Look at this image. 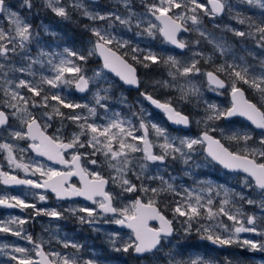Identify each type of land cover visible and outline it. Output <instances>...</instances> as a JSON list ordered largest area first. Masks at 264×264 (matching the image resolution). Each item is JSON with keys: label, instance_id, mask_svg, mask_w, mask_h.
I'll return each mask as SVG.
<instances>
[{"label": "snow or ice", "instance_id": "1", "mask_svg": "<svg viewBox=\"0 0 264 264\" xmlns=\"http://www.w3.org/2000/svg\"><path fill=\"white\" fill-rule=\"evenodd\" d=\"M96 3L98 0H92V5ZM117 3L128 11V15L122 16L118 11H96L92 5L86 4L85 0H42L39 5L42 10H50L64 20H71L75 12L89 21L109 22L105 28L84 26L95 37L91 42L92 46L84 53L68 47H64L62 52L44 50L40 47V32L34 29L28 18L33 9L38 7L35 0H20L19 8L25 11L14 10L7 0H0V19L7 21V26L0 23V92L3 94L0 99V129H3L12 140L28 141L27 149H31L37 156L46 157L54 164L63 165L65 169L58 170L39 162H24L23 155L17 158L15 153L17 151L24 153L27 149L6 140L0 143V152L5 153L4 158L9 167L23 171L25 176L39 174L41 180L22 179L0 170V183L27 185L34 189H43L45 192L50 190L61 200L83 197L90 201L95 207L68 208L65 211L75 216L80 224L94 226L104 222L130 229L134 239L130 238L121 244H117L118 233L109 235L110 243L117 252H128L132 249L134 253L144 256L163 251L170 245V238L175 232L173 220L179 217L185 218L180 221L185 234L190 233L195 224L198 225L196 231L202 233L201 238L209 240L212 244L228 246L239 243L250 251L264 252V239L240 240L241 233H253L264 238V228L257 225L255 215H247L242 206H237L234 199L238 198L248 205L258 206L264 212V57L259 59L257 66L248 64L243 56L233 55L231 62L225 60L222 64L214 65L213 70H207L199 67L200 59L195 57L202 58L205 64H208L213 59L211 55L204 56L202 52L192 50L193 58L182 63L172 55L164 58L151 49H144L138 45L130 46L129 41L118 39L109 31L116 22L131 31L135 21L134 27L138 29L136 35L146 34L147 37L154 39L158 33L167 43L181 50L189 48V45L199 44L200 41L178 38L179 34L196 33L224 56L231 51V47L222 39L217 40L203 27V16L215 20L226 8L230 10L227 0H207V4L200 0H153L151 3L142 0L146 12L141 15L132 10L131 0H117ZM247 3L264 12V0H247ZM235 18L239 24L247 26V31L228 30L236 37L255 41V46L264 50V18L256 21L251 16L241 18L239 14ZM42 28L46 34L56 35L49 33L46 26ZM33 44L39 49L35 56L32 55L30 47ZM113 44L115 48L112 47ZM122 48H130V53L121 54L119 49ZM130 54L131 60L145 68L150 67V64L160 63L168 66L170 69L168 75L172 81H176L178 77L187 79L204 76L210 90L216 91L218 95L223 94L219 90H229L230 106L221 108L216 104H207L205 117L196 122L203 123L205 127L196 137L172 136L166 128L149 121L142 106L139 112H132V117L138 123L131 118L122 117L119 112H111L106 101L112 99L113 84L103 70H96L92 76H87L83 64L87 63L89 57L99 55L103 60V69L114 73L125 85L139 88L140 81L136 68L125 59ZM16 58H19V64L13 63ZM76 61L82 64H77ZM46 65L52 75H45L41 71ZM16 73L20 76L14 75ZM221 75L227 79H222ZM22 76L31 79L21 78ZM155 83L166 88L176 87L167 80ZM240 83L248 85L258 95L259 104L246 98L245 91L238 86ZM90 85H97L92 92L94 101L92 104L73 102L61 92L48 91L74 86L78 92L84 93L90 90ZM21 89H26L31 96L26 95ZM178 91L180 99L188 102L189 96L198 95L200 89L191 79H187V84L179 85ZM140 95L165 113L173 124L186 128L190 125L189 117L178 111L171 100L160 101L143 91ZM121 103H126V97L122 98ZM61 108L72 111L66 114ZM37 109L50 110L37 112ZM77 109L86 110L87 115L76 112ZM99 109H103L102 115L99 114ZM236 116L246 118L255 129L260 130V133L254 138L251 131H233L226 136L227 140L237 145L236 150H233L212 134L218 130L212 124ZM54 118L61 120V127L56 128L53 134H48V129L52 127L49 121ZM90 118H98L104 122L97 123L96 119ZM65 119L72 121L79 128L78 132H73L67 139L62 134ZM12 120L18 121L20 127H13L10 124ZM219 131L224 137V130ZM138 132L141 134L137 135ZM152 134L158 142L150 138ZM250 141L252 143H249ZM84 148L91 149V152H81L80 149ZM156 148L160 151H154ZM200 149H203L211 161L225 169L246 173L251 179H244L243 187L254 190L255 195L246 197L242 192L237 193L223 186L214 188L206 182H201L203 186L198 191L188 188L178 190L170 182V179H173L170 174L169 179H165L163 174H148L149 165L152 164L162 165L166 171V161L169 159L189 165ZM69 150H73L70 153V160L64 155ZM137 153L142 155H134ZM83 160L94 167L90 170L82 163ZM105 165L114 173L107 178L95 170V167ZM72 176L79 177V187L69 183ZM145 181H159V185L152 187ZM110 182L119 188V192L105 190ZM214 191L216 196L223 193L218 205H214L212 197ZM205 192L207 197L201 194ZM125 194L137 195L123 207L114 206L113 201L124 197ZM165 194L181 197L174 202L173 219H168L159 207L160 198ZM46 199V195H38L39 201ZM0 205L8 208H31L35 216L45 215L61 219L64 215L55 209L37 208L35 204L18 196H0ZM109 215L111 219L105 220L104 217ZM221 216L232 221V225L229 227L217 219ZM153 220L158 221L159 227L149 226V221ZM202 220L216 223L204 224L201 223ZM28 222V218L21 217L0 222V233L25 239L32 245L29 249L6 243L0 244V253L7 255L15 264H100L97 258L84 259L80 255L84 245L67 238L58 240V243H61L64 249H74L73 254L57 250L46 251L43 240L38 241L32 235L25 234L23 225ZM12 225L16 227L13 228ZM93 231L98 229L93 227ZM166 255L169 256L168 264H217V261L203 257L185 261L176 259L171 252ZM226 264H232V261L226 260Z\"/></svg>", "mask_w": 264, "mask_h": 264}, {"label": "rangeland", "instance_id": "2", "mask_svg": "<svg viewBox=\"0 0 264 264\" xmlns=\"http://www.w3.org/2000/svg\"><path fill=\"white\" fill-rule=\"evenodd\" d=\"M8 4L12 6L14 10L19 11H25L19 8L20 0H7ZM149 3L153 2V0H148ZM200 2L207 4V0H200ZM35 3L37 4V8L33 9L32 14L28 16L29 20L32 22L33 27L36 31L40 32V47H42L44 50L52 52H62L64 47H68L70 49L75 50L72 48L68 43V38H64V32L65 29L69 28L68 20H64L60 17H57L54 13H52L50 10H42L39 5L42 3V0H35ZM86 4L92 5V2L85 0ZM227 4L230 6L229 8H226V11L217 16L215 20H210L207 16H203V13H201V16H203V27L212 34L213 37H215L217 40H223L227 45L231 47V51L227 53L224 56H221L220 52L215 50L213 45L210 44L206 39L199 37L196 33H190L189 35H182L181 38L186 40H199L200 43L196 45H189V48L184 53L178 54L175 52L173 47L167 43L164 39L161 38V36L157 33L156 37L150 38L147 37L146 34L142 35H136V32L138 29L134 27L135 21H133V28L131 31H129L126 27L119 25L118 22L114 24L112 28L109 29L114 35L117 36L118 39L121 40H127L130 42V46H136L138 45L141 48L144 49H151L152 51L158 53L160 56L166 58L169 55L177 57L179 60H181L182 63L188 62L190 59H192V50L200 51L204 54V56L211 55L213 57L212 61L208 64H205L204 60L200 57H195L196 59H200V65L202 69L207 70H213L214 65H219L224 63L225 60H228L231 62L233 55L240 57L243 56L245 58V61L250 65H257L259 63V59L261 57H264V50L257 48L255 46V41L251 39L246 38H240L233 35L231 31L228 29H236L241 31H247L246 25H241L237 22V19L235 18L237 14L240 15L241 18L245 16H251L254 20L259 21L262 18H264V12L258 7H255L253 5H249L247 3V0H227ZM92 8L96 11L101 12H108V11H118L120 15L126 16L128 15V11L120 4L117 3V0H98V3L92 5ZM131 8L132 10L137 14L141 15L146 12V9L142 3V0H131ZM81 16L78 13L72 14V19H78ZM71 19V20H72ZM89 21V20H88ZM0 23H3L5 26H7V21H4L0 19ZM108 21H89L88 25L90 27H100L105 28L108 25ZM217 25L219 27H217ZM42 26H46L49 33H56L55 36L46 34L43 31ZM84 28V27H83ZM95 40V37L91 36L88 39L89 47L92 46L91 42ZM115 45V44H113ZM32 49V55L35 56L38 52V47L36 44H33L30 46ZM113 47V46H112ZM121 50L130 52V48H122ZM77 51V50H76ZM81 52V51H80ZM86 53V52H85ZM178 55V56H177ZM13 63L19 64V58H16ZM77 64H82L80 61H76ZM38 67V66H37ZM84 72L87 76H92L93 72L96 70H103L105 76L108 78V80L113 84L112 89V99L110 101H106V103L109 105V108L111 109V112H119L121 113L122 117L131 118L134 120V122L138 123V121H135V118L132 117V112H139L141 106L146 110V118L156 123L164 128H166L169 133L172 136H177L176 134L172 133L167 126L162 125L154 121L153 113L146 105V101L143 97H135L133 100L130 98L129 92L120 84V82L111 74L106 72L103 69V66L101 62L99 61L97 55L94 56V58L89 57L86 64H83ZM154 68L157 70V72L160 73L158 76H154V74L151 75L152 69ZM141 69H143L145 77H143V81L145 83V86L147 90L153 94V95H161L163 99L165 100H171L172 103H174L178 96V109L185 111L187 114H189L191 118V128L186 131H178V136H192L196 137L199 136L200 133L204 130L205 125L203 123L197 124L196 122L198 120H202L205 117V109L207 107V104H216L220 106L221 108H227L230 106V98H229V90H219L222 92V95H218L216 91L210 90V86L204 76H195L190 77L187 79H191L193 83L200 89L198 95L189 96L188 102H185L184 100L180 99V93L178 91L179 85H186L187 79L183 77H178V83L176 81H172L171 77L168 75L169 67L166 65H163L162 63L155 65H151L148 68H145L141 65ZM41 71L44 72L45 75H52V73L49 71L48 66L46 65L44 69H41ZM13 75V74H10ZM16 76H20L19 73L14 74ZM21 78L25 79H31L27 76H22ZM227 79V77H225ZM170 81L172 84L176 85V87H161L160 85L156 84V81ZM107 86V85H105ZM238 86L244 87L246 90H248L252 96L254 97V101L256 103H260L259 97L256 93L253 92L251 88L248 87V85H245L243 83H240ZM47 87V86H45ZM97 85H91V89L89 93L85 96H77L75 93L74 86L61 88V89H48L50 92H61V94L64 97H67L69 100L73 102L78 103H94L92 99V92L96 89ZM22 92L25 94L27 93L26 89H21ZM164 93L168 94L164 96ZM26 95L31 96V93H27ZM3 94L0 92V99H2ZM126 97V103H121L122 98ZM38 99V98H37ZM50 103H55L54 101H50ZM50 109H37V112H44L49 111ZM63 112L66 114H70L72 110L70 109H64L61 108ZM76 112H79L83 115H87L86 110L83 109H77ZM99 114H103V109L98 110ZM109 113V115L111 114ZM90 119H96L97 123H103L104 121L98 119V118H90ZM60 120L59 118H54L52 121H49V123L52 125L51 128L48 130H54L58 127H61L57 125V121ZM66 121L63 130L62 131H68L70 132V135L73 132H78L79 128L76 126L75 123L69 120ZM71 124L72 128L67 127V125ZM13 127H20L19 122L13 120L12 124ZM213 127H216L218 130L214 132L217 137H219L226 146H229L231 149L236 150L237 145L235 142H231L227 140L226 136L231 134L233 131H251L254 138L259 136L258 131H256L252 126H250L248 123L241 121V120H232V121H226L225 119H221L219 121H216L212 124ZM219 129L224 130V137L221 136V133ZM141 133H137V135H140ZM7 135V133H6ZM82 139H86V137H82ZM151 139L153 141H156V137L154 134L151 135ZM7 140L9 143H13L18 145L21 148H24L21 145V141H15L12 140L10 137H4L0 138V143H3ZM249 143H252L251 141ZM85 152H91V149L84 148ZM158 151L159 148H156ZM19 152V151H18ZM17 156V153H15ZM136 156H140L142 154H134ZM102 160V157H90ZM32 162H39L42 163L48 167H50L47 163L44 161L33 159L30 161ZM167 169L165 171L164 166L162 165H156L152 164L149 165L148 174L150 175H157V174H163L165 176V179H169V174L173 179H170V182L173 183V185L178 189L182 190L184 188H188L190 190H199L203 185L201 182L210 183L214 188H217V186H223L226 188H229L237 193H243L246 197H253L255 195L254 190H249L243 187V181L244 179H251L250 177H247L246 175L241 174H232L225 172L221 167H219L217 164L212 162L204 153L203 149H200L193 157V160L190 162L189 165H184L181 161H173L169 159L166 161ZM199 165V166H197ZM87 167L91 170L94 166L88 165ZM96 171L101 172L103 175H110L114 174L112 173V170H110L106 165L105 166H97L95 167ZM139 169H137L138 171ZM135 180V178L133 177ZM146 183L150 184L152 187H157L159 185V181H145ZM111 191L112 193L119 192V188H117L115 185L111 183ZM43 194L42 192H33V194ZM205 197H207V193H201ZM137 194H125L124 197H121L117 199L120 203V207H123L125 204L130 203L132 198ZM174 195V194H171ZM212 197L214 200V205H218L219 201L223 198V193L221 192L220 196L215 195V191L212 193ZM181 197L178 196V200ZM237 206H242V210L247 215H255L257 217V225L261 228H264V212L261 211V209L258 206H252L244 203L243 201H240L238 198H234ZM38 200V198H37ZM39 201V200H38ZM42 203H48L44 201H39V206H36L37 208H44V209H55L53 207L49 206H41ZM81 207L78 204H73L69 206L68 208H77ZM57 210V209H55ZM60 211V210H58ZM81 215V214H78ZM13 217H21V218H28L29 222L25 225H23V228L25 230V234L32 235L33 229H40L44 230L45 232H48V235H40L38 234L39 240L49 242L47 239H43V237L49 236L51 241L58 242V240L67 238L71 241L72 238H68L67 236V230L64 227L70 226L71 221L68 220H77L75 216L72 214H64L63 218L61 219H55L51 218L45 215H39L35 216L33 214H18V213H11L8 212V214H0V222H5L10 220ZM72 217V218H71ZM71 218V219H70ZM111 219L110 217H106V220ZM173 219V218H171ZM218 220L222 221L225 225H228L229 227L232 225V221H229L227 217H218ZM184 220V217H179L175 220H173L175 224V234L173 237L170 238V245L166 246L163 251H160L158 253H155V255L150 254L149 257L141 260L139 263L134 262V264H168L169 256L166 255V253H173L176 256V259L178 260H185L183 257L188 258V255L185 254L182 250V245L185 243V240L191 237L192 235L195 236L194 242L198 244L200 247H203L206 241L209 243L210 241L207 239H202V233L196 231V228L188 234H185L184 227L180 223V221ZM201 223L204 224H215L216 221H208V220H202ZM13 228H15V225H12ZM32 228V229H31ZM96 229L100 231L103 235L106 236L108 241L110 242L109 235L112 233H118L119 236L117 238V244H121L123 242H127L130 238L134 239L132 234H126L123 235V233L116 232L110 227L105 226H96ZM217 231H221L220 229H217ZM226 235V233H223ZM240 240L243 239H252V240H260L264 239L262 237L256 236L253 233H241ZM9 244L19 247H25L23 244L28 243L25 239H21L19 237L12 236L11 234L7 233H0V244ZM111 247L112 244L109 243ZM27 248V247H26ZM225 252L226 260H231L232 264H264V252H255L250 251L246 246L242 247L239 243H234L232 245L228 246H222ZM241 249V252H237V249ZM206 252V251H205ZM204 252V253H205ZM208 252V253H207ZM205 254H197L196 257H203L205 258L208 254V256H213L215 253L212 250H208ZM71 254V253H70ZM18 255V254H17ZM247 258V260H245ZM208 259H212L211 257H208ZM0 264H15L14 261H10L8 259V256L5 254L0 253ZM106 264H113V263H106Z\"/></svg>", "mask_w": 264, "mask_h": 264}, {"label": "flooded vegetation", "instance_id": "3", "mask_svg": "<svg viewBox=\"0 0 264 264\" xmlns=\"http://www.w3.org/2000/svg\"><path fill=\"white\" fill-rule=\"evenodd\" d=\"M189 34H182V35H189ZM181 36H180V38H181ZM161 38L164 39L162 36H161ZM171 46L173 47V49L175 50V52L178 54V52H179L178 51V48H176L173 45H171ZM186 50H187V48H186ZM179 53H181V52H179ZM129 61L132 64H134L136 66L137 70H138V74H139V77H140V88H138V89H127L123 84H121V82L116 77L115 78L129 92L131 100H133L134 96L135 97L136 96L137 97L141 96L140 93L142 91L151 94L147 90V88L145 86V83L143 81V77H145V74H144L143 69H142L143 75H141V73L139 71V69H140L139 67L140 66H138V64L135 61H133V60H129ZM151 65H153V64H151ZM151 71H152L151 75L154 74V76H158V75L162 74L161 73L162 71H160V73L157 72L156 74H155V72L153 70H151ZM221 77L223 79H225V77L223 75H221ZM176 83H178V78H177V82ZM239 87H242V86H239ZM242 88H244V87H242ZM74 89H75V87H74ZM224 90H226V89H224ZM245 91H246L247 97L250 100H252L249 97V95H248V93H249L248 90L245 89ZM151 95L153 97L157 98L160 101H164L165 100V99H163V97L161 95H153V94H151ZM165 95H168V94L164 93V96ZM77 96H80V95L77 94ZM229 98H230V95H229ZM145 101H146L147 107L153 113L152 114L153 117H154L153 120L156 121L159 124H162V125L167 126L168 129L172 133L176 134L177 136H178V131H186V130H189L191 128V125H190V127L188 129H182V128H178V127H172L168 123V120H167V118H166V116H165L164 113L155 110L154 108H152L150 106V104L148 103L147 100H145ZM230 101H231V98H230ZM252 101H254V100H252ZM173 106L176 107L177 110H178V96H177L176 101L173 103ZM5 110L7 111V109H5ZM182 112L185 113V114H187L185 111H182ZM232 120H241V121H244L240 117H233L232 119L226 120V121H232ZM12 122H13V120L10 121V124H12ZM244 122H246V121H244ZM65 123H66V121H63V127H64ZM246 123H248V122H246ZM57 125L61 126V120H58L57 121ZM67 127L72 128L71 127V124L67 125ZM54 132L55 131L52 130V129L51 130H48V134H53ZM258 132H260V131H258ZM62 134L65 137V139H67L68 137L71 136L70 135V132H68V131H66V132L65 131H62ZM6 136L7 135L3 131V129H0V138H4ZM20 143H21V145L25 149H27V144L29 143L28 141L22 140ZM72 151L73 150H69L68 152H66L64 154L66 159H68V160L71 159L70 153ZM80 151L81 152H85V149H80ZM154 151L159 152L157 149H154ZM16 153H17V158H19L21 155H23L24 162H29L30 163L31 160L38 159V160L44 161L45 163H47L52 168H56L58 170H65L63 165L54 164L53 162L48 161L44 157L37 156L31 149H27V151L24 152V153H20L18 151ZM4 157H5V153L0 152V170L7 171V172H9L11 174L17 175L20 178H28V179H32L34 181H40L41 180V177L39 176V174L25 176V173L23 171H20L18 169L10 168L9 165H8V163H7V160ZM82 163L87 166V161L86 160H83ZM225 172H227V171H225ZM228 173H230V172H228ZM232 174H239V173H232ZM241 175H243V174H241ZM104 176L107 178L109 175L106 174ZM69 183L74 184L77 187H79L80 186V179H79L78 176H72L69 179ZM111 187L112 186H111V182H110L109 185H108V189H107L108 192L111 191ZM33 192H36V193L37 192H42L44 195H46L47 199L44 202H48V203L47 204L46 203H42L41 206L53 207V208H55V209L60 210L61 212H63V214H71L70 212H66L65 209H68V207L71 206V205H73V204H78L81 207H95V205H92L91 202L85 201V200H82V199H67V200H61V199H57L56 196H55V194L52 193V192H50V191H46L45 192L42 189H34V188H31V187H27V186L9 187V186L3 185V183H0V196H18V197L26 200L29 203H33L36 206H39V201L37 200L38 195H33ZM97 199H99V198H97ZM113 203H114V206L120 207V203H119V201L117 199L114 200ZM8 212L18 213V214H33L34 213V210L31 209V208L21 209L19 207L8 208V207H5V206L0 205V214H8ZM78 214L84 215L83 213H78ZM106 217H110L111 218L110 215L109 216H105L104 217L105 220H106ZM68 221L69 222L71 221V223H70L71 225L64 227L65 229H63V230H67V236H68V238H72L73 241L84 245V247H83V249L81 250V253H80V255H82V257L84 259H87V258H97V259H99L100 264H106L108 262L109 263H113V264H134V262H138L139 263L141 260L149 257V255H150V254H146V255H144L142 257H138V256L135 255V253H134V251L132 249H129L128 252H123V251L117 252V251H115L113 249V247L110 246V244H109L110 242L108 241V239L106 238L105 235H103L100 231H93V227L95 228L96 226H105V227L112 228L116 232L123 233V235L132 234V232L130 230H126L122 226H119V225H116V224H112V223H104V222H100V223L95 224L94 226H90L88 224H80L77 220H74V221L68 220ZM173 224H174V222H173ZM152 225L155 226V227H157V224H152ZM174 226H175V224H174ZM38 234L45 235L46 236V235H48V232H45L44 230H40V229H38V230L33 229L32 236H33V238L35 240H38L39 241V238L37 236ZM132 236H133V234H132ZM133 238H134V236H133ZM43 239H47L49 241L48 243L46 241L44 243V248H45L46 251H48V250H57V251H61V252L67 253V254H70V253L73 254L75 252V250L72 249V248L64 249L62 247V244L61 243H58V242H55V241H51V239H50L49 236L43 237ZM23 245L25 247L29 248V249L32 248V245L29 244V243H25ZM209 245L212 246V247H217V248H220L221 247V246L212 245L211 242H209ZM104 250L106 252H108V254H109L108 257H107V255L106 256L103 255V251ZM110 257L112 259H108Z\"/></svg>", "mask_w": 264, "mask_h": 264}, {"label": "trees", "instance_id": "4", "mask_svg": "<svg viewBox=\"0 0 264 264\" xmlns=\"http://www.w3.org/2000/svg\"><path fill=\"white\" fill-rule=\"evenodd\" d=\"M67 23L69 25V28L65 29L64 38H68L69 45L72 48H74L75 50L81 51L84 53L87 52L88 47H89V44L87 42H88V39L92 36V34L89 30L85 29L84 26L88 25L89 21L87 19L80 17L78 19L68 20ZM112 46H113V48L116 47L115 45H112ZM119 52L124 53L127 51H123V50L119 49ZM94 56H91V57L94 58ZM130 56H131V54L129 56H127L126 58L131 60ZM153 65L157 66V64H153ZM138 66H140L139 71H140L141 75H143V72L141 69V64H138ZM152 70L155 72V74L157 73L156 69L152 68ZM248 95L252 100H255L250 92L248 93ZM160 200H161V203L159 205L160 210L162 212H164L169 218H173L172 208L175 206L174 202L178 200V196L171 195V194H165V195L161 196ZM196 227L197 226L194 224L193 228L195 229ZM194 238H195V236L192 235L191 237L186 239L185 243L182 245L183 252L188 255V258L183 257L185 259V261L189 260V259L196 258L195 255H197V254H202V255L205 254L207 252V249H208V250H212L215 254L213 256H208V254H207L205 259H208V257H211L215 261H217V264H226V256H225L226 254H225L222 246L220 248L212 247L206 241L204 246L200 247L198 244H196L194 242ZM237 252H241V249L240 248L237 249ZM103 255L104 256L107 255V257L109 256L108 252H106L105 250L103 251ZM108 259H112V258L110 257ZM245 260H247V258H245Z\"/></svg>", "mask_w": 264, "mask_h": 264}, {"label": "water", "instance_id": "5", "mask_svg": "<svg viewBox=\"0 0 264 264\" xmlns=\"http://www.w3.org/2000/svg\"><path fill=\"white\" fill-rule=\"evenodd\" d=\"M87 1H90V2H92V0H87ZM225 11H226V9H225ZM182 34H189V33H180L179 34V37L178 38H180V36L182 35ZM186 49H184V50H181V49H178V51L179 52H181V53H183L184 51H185ZM97 57L99 58V60L101 61V64H102V66H103V60H102V58L99 56V55H97ZM125 59H127L126 57H125ZM128 60V59H127ZM128 62L129 63H131L129 60H128ZM132 64V63H131ZM133 66L136 68V66L133 64ZM106 72H108V70L107 69H104ZM109 74H111V75H113L114 77H116L115 76V74L114 73H111V72H108ZM136 74H137V77H138V79H139V81H140V77H139V74H138V70H137V68H136ZM120 82H121V84H123L127 89H138L137 87H135V86H130V85H125L120 79H119V77H116ZM222 78V77H221ZM223 79V78H222ZM140 88V87H139ZM242 88V87H241ZM90 89H91V85H90ZM244 91H245V89L244 88H242ZM222 90H224V89H222ZM90 91V90H89ZM89 91H87V92H84V93H80V92H78L76 89H75V92L78 94V95H80V96H85V95H87L88 93H89ZM245 96H246V98L247 99H249L248 97H247V94H246V91H245ZM155 98V97H154ZM231 98V97H230ZM155 99H157V98H155ZM250 100V99H249ZM250 101H252V100H250ZM252 102H254V101H252ZM148 103L150 104V106L152 107V108H154L155 110H157V111H160V112H162L160 109H157L154 105H152L149 101H148ZM255 103V102H254ZM178 111H180L183 115H186V116H188L189 117V119H190V125H191V118H190V116L188 115V114H185V113H183L181 110H179L178 109ZM163 113V112H162ZM165 114V113H164ZM166 116V115H165ZM236 117H240V116H236ZM166 118H167V116H166ZM233 117H231V118H228V119H226V120H230V119H232ZM241 119H243L244 121H246V122H248L253 128H254V126L251 124V122L250 121H248L246 118H244V117H240ZM168 120V119H167ZM168 123L172 126V127H178V128H182V129H188L189 127H190V125L186 128V127H184L183 125H176V124H173L171 121H169L168 120ZM255 129V128H254ZM255 130H257V129H255ZM257 131H260V130H257ZM202 133V132H201ZM200 133V134H201ZM213 134V133H212ZM214 136H216L215 134H213ZM217 137V136H216ZM217 138H219V137H217ZM222 143H224L223 141H222ZM206 154V153H205ZM44 158H46V157H44ZM209 158V157H208ZM210 159V158H209ZM211 160V159H210ZM212 162H214V161H212ZM215 164H217L218 166H220L224 171H227V172H230V173H239V174H243V175H246L247 176V174L246 173H243V172H234V171H230V170H228V169H225L222 165H220V164H218V163H216V162H214ZM20 178V177H19ZM23 179V178H22ZM3 185H5V184H3ZM109 185V184H108ZM108 185L106 186V188H105V190L107 191V189H108ZM5 186H9V187H20V186H27V185H5ZM27 187H30V186H27ZM43 190V189H42ZM50 191V190H49ZM51 192V191H50ZM71 199H82V200H85L83 197H73V198H71ZM62 200H67V199H62ZM85 201H87V200H85ZM90 202V201H89ZM165 216H166V214L164 213V212H162ZM168 219H170L168 216H166ZM152 224H157V227H159V223H158V221H149V226L150 227H155V226H153ZM173 227H174V229H175V226H174V224H173ZM124 229H126V230H130V229H128V228H126V227H123ZM131 231V230H130ZM175 233V232H174ZM212 244V243H211ZM212 245H215V244H212ZM215 246H220V245H215ZM135 255L136 256H138V257H142V256H140V255H138V254H136L135 253ZM146 255V254H145Z\"/></svg>", "mask_w": 264, "mask_h": 264}]
</instances>
